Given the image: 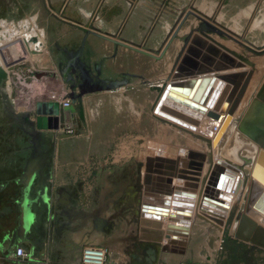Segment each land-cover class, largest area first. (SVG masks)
<instances>
[{
  "label": "crops",
  "instance_id": "crops-1",
  "mask_svg": "<svg viewBox=\"0 0 264 264\" xmlns=\"http://www.w3.org/2000/svg\"><path fill=\"white\" fill-rule=\"evenodd\" d=\"M96 1L94 0L95 3ZM92 2L93 0H79L80 14L86 19L91 13L85 11L84 7L90 8ZM176 2L177 6L192 5L199 15L231 31L235 28L236 32L242 35L243 43L252 42L247 35H264V0H177ZM129 3L136 7L133 13H129ZM107 4L110 9L119 4L122 11L113 12L112 14H116L111 16L112 20L106 22L112 27H124L126 22L140 24L142 27H162L164 22V0H108ZM161 8L163 10L160 12ZM99 15L96 12L94 24L98 21L96 24L103 30V27L107 26H102L99 20L102 21L105 18L101 19ZM167 18V21L174 22L173 16L169 15ZM159 23L161 25H158ZM196 25L193 29L200 25V21H197ZM191 26L188 25L189 28ZM127 27H129L128 23ZM209 36L219 43L213 34ZM51 37L52 43L57 45L52 60L54 59L53 61L58 65L59 61H66L78 53L84 36L80 40V35L66 30L57 34L53 33V35L51 33ZM90 37L86 40L88 50L86 53L91 56L92 60L89 65L93 69L94 41H90ZM208 43L212 41L209 40ZM263 44L264 42H261L259 46ZM182 46L183 43L178 46V55L183 49ZM196 48L199 57L198 59L194 57V59L199 62L204 56H213L208 51V46L205 48L196 46ZM168 58H166V63ZM175 61L176 58L169 64L170 66L168 65L169 71L173 68ZM50 63L53 66V63ZM62 81L57 75L54 79L49 76L41 82L53 90L52 94H54L59 93L55 90L66 89L67 85ZM100 99L107 103L106 98ZM82 100L84 112L81 115V109L77 108L75 114L84 132L74 142L86 146L88 149L86 151L68 154L61 152L65 144L64 140L60 141L58 138V143L55 144L50 131L35 132L36 118L34 116L24 120L27 129L24 133L28 140L22 138V143H20L18 135L13 136L12 133L19 129L18 125L12 127L10 138L6 136L4 140L0 139L2 147L6 145L16 148L10 151H0V264H80L85 247L106 248L108 250L106 264L203 262L214 256L215 244H218L220 255L223 258L222 264L228 260L232 246L241 247V251L249 253L252 259L251 264H264V250L235 239L238 226L236 217L244 207L241 205L234 216L231 228L227 226L229 219L225 221L224 227H219L201 219L198 212L195 217L191 215L188 218V224H186L189 229L186 236L175 240L173 235L167 238V226L174 224L184 227V225L173 223L170 221V216L161 219L162 227L159 229L153 225L150 227L141 224L144 186L147 181L150 180L155 190L154 193L158 194L173 190L177 183H182L184 188H190L186 186L187 182L176 178L173 179V184L168 182L171 179V169L172 171L182 169L180 167L174 169L175 167L165 164L164 168L161 166V169L155 167L150 170L151 168L146 167V162H142L143 166L140 167L126 166L132 158L137 160L138 164H142L140 160H146L142 152L133 154V157H115L114 160L118 161V166L94 168V165L96 166V163L94 164L96 156L94 153V115L96 113L95 117H99L100 114L94 110V92L93 95ZM240 106L238 113L245 108L242 104ZM16 109L18 110V107ZM17 114V111L14 112L15 118ZM235 115L238 114L235 113ZM87 122L90 123L87 124ZM86 124L92 129L90 130L91 137H83L87 131ZM40 135L43 137L38 141L37 138ZM46 139H52L55 148H58L49 160L42 153L32 151L35 145L43 149ZM157 140L165 139L158 135L155 138L156 143H158ZM168 143L170 144H161V149L155 146V152L150 156H155L156 159L159 158L158 160L170 161L182 159L183 155L187 154L186 146L179 145L182 153L174 154V157L170 156L169 147L173 146V143L171 144L170 141ZM128 154L132 155V153ZM119 155L125 156L124 153ZM163 163L158 165H163ZM248 175L251 176L250 180L248 185L241 190L239 199L243 204L250 182L256 180L258 187L256 186L253 190L252 197L250 186L248 196L253 201L252 205H255L251 206L253 212L259 217V219L252 218L259 225H263L264 214L255 207L262 205L261 210H264V157L263 159L255 157ZM197 193H202L201 187L197 189ZM233 206L234 204H231L232 208ZM228 227L231 233H227ZM180 239L184 242L180 243ZM210 242L213 243L212 247L209 245ZM18 248H23L29 254V258H18L16 256Z\"/></svg>",
  "mask_w": 264,
  "mask_h": 264
},
{
  "label": "rangeland",
  "instance_id": "rangeland-1",
  "mask_svg": "<svg viewBox=\"0 0 264 264\" xmlns=\"http://www.w3.org/2000/svg\"><path fill=\"white\" fill-rule=\"evenodd\" d=\"M176 1L177 0H164V22L162 23V27H142L140 24H132L130 22H126L124 27H112L107 25L106 22L110 19L112 20L111 16L116 14H112L113 12H122L120 10L121 7L118 6L119 4L110 9L107 4L108 0H97L96 3L93 0L90 8L84 7V10L91 13L90 18L93 21H95L96 12L100 14L99 17L101 19L102 17L105 18L102 19V21L105 20V22L98 19L99 22L102 23V26H107L103 27L102 30L105 33L117 35L120 39H123L132 45H141L148 47L151 50L161 51V49L165 48L164 46H166L173 35V33L170 34V32L173 29L174 32L177 30L186 14L194 12L199 15L192 5L186 4L185 6H177L175 5L177 3ZM128 7L130 10L129 13H133V11L136 10V7L131 5ZM184 7L185 11L179 16ZM79 8V0H0V69H4L8 73L9 78L0 84V139L4 140L6 136H9L10 138L12 127L18 125L19 129L12 133L13 136L18 135L20 143H22V138L28 140L24 133V130H27L25 128L24 118L30 116V114L36 111V105L38 103L49 102L54 91L49 87L47 88L44 82H41L49 76L54 79L58 75L60 80L64 81V84L67 85L66 89L55 91L71 98L73 104L75 92L71 91V82H69L71 77L62 75L59 63L61 61H59L57 65V62L55 63V61H53L54 59L52 60V57L54 56L53 52L57 50V45L52 43L51 33L53 35V33L57 34L58 32L68 30L70 33L80 35L81 40L84 33L62 21L65 20L77 24L85 22L87 19L84 15L80 14ZM162 10L163 9L161 8L160 12ZM169 15L173 16L174 22L167 21ZM199 16L202 17L201 15ZM187 21L188 22L184 25L181 31H184L188 25L191 26L192 23L197 22L195 21V17L191 15H189ZM208 21L214 23L213 20ZM96 23H98V21ZM96 23L94 24L95 27L102 28L98 27ZM127 23L129 24V27H127ZM215 24L223 31H226L223 26L217 23ZM158 25L161 24L159 23ZM232 32L238 34L235 28L232 29ZM226 33L229 34L228 31H226ZM229 35L236 38V36ZM238 35L242 37L241 34ZM90 36V41H94V65L97 64L99 66L101 74L100 78L107 81V87L105 89L94 90V110L101 115V108L99 106L100 104H103V106H105L106 115H103L105 117L100 120L99 124L96 123L99 117H95L96 113L94 115V153H96L94 160L96 166L94 165V168L118 166V161L114 160L115 157H133V154L142 152L146 157V160H140V162H146V167L148 169L151 168L150 170H153L155 167L161 169V166L164 168L166 166L165 164H168L169 167L170 165L175 167L174 169L179 167L183 169L181 163L180 165H175L170 163V161L163 159V165L159 166L158 164L162 163H160L161 159L158 160L159 158L156 159L155 156H150L154 154L155 146L156 148L161 149V144H170L168 141H170L171 144L173 143V146L169 147L170 156L172 157H174V154L182 153V149L178 147L179 145L186 146L185 149L189 148L186 140V136L189 135H179L176 129H169V131L163 132L161 129V126L163 125L160 124L159 121H156L152 115V108L156 103L157 98L156 87L162 85L166 76L169 75L168 65L178 57L177 51L179 50V41H177V38L170 46L169 51L166 53V57L163 60H156L147 55L135 52L133 49H127L121 46L115 49L112 43L93 35ZM213 36L219 43L232 50H236L255 65V74L249 83V85L252 84V88L248 89L249 86L247 87V90L251 91V98L245 104V108L243 109L244 113L245 109L253 100V95H256L262 86L264 80V56L258 58L250 53L245 47L238 43H234L231 39L221 37L217 34H213ZM33 38H37L38 42L34 43ZM247 38L252 40L256 47H261L259 44L264 42L263 34L260 36L251 34L247 35ZM239 40L242 42L241 39ZM252 42H250V44L246 42L244 43L252 47V45H254ZM177 43L178 46H176ZM82 46H84V48H81L83 49V56L86 58V61L91 62V56L86 53L88 50L86 43L83 45V40L81 47ZM262 46H264V44ZM166 58H168L167 63ZM50 62L53 63V66H51ZM6 63L12 64L13 66L8 68ZM246 70H251L250 66H248ZM113 82H120L123 84L120 85V87L113 89L110 88ZM247 90L243 94V98L236 108V114L239 111V107H241L240 105L242 104L243 106L248 98L247 95H249V92ZM89 95H93V93L87 94L85 97H88ZM100 98H106L107 103L103 102L104 100H101ZM17 107L18 110L16 109ZM75 108L76 110L77 108L81 109L78 102L75 105ZM16 111L18 114L15 118L14 112L16 113ZM237 116H239V114ZM26 119H28V117H26ZM220 122L221 120L210 121L205 116L200 124V126H202L197 128L198 130L197 132L195 131V134L211 140L212 137L215 136L217 130L221 127L222 123ZM89 123L87 122V124ZM216 126H219V128L216 129ZM90 130L92 129L87 126V131L84 133L83 137H91ZM50 134L54 137L55 144L58 143V138L60 141L64 140L65 144H63V148H61V152L63 153L68 154L71 152L88 150L84 145L75 144L76 142L74 141L76 138L79 139V137L66 138L51 131ZM158 135L162 136L165 140H157L158 143H156L154 138ZM192 139L196 140V137ZM237 140L239 141L240 146L235 143ZM250 143L251 141L240 133L238 128H235L227 135L221 146L217 148L214 156L216 158H222V156L227 153H231L232 155L231 151L237 149L235 147H239V152L242 156H249L252 154ZM15 149L14 146L9 147L3 145L2 147L0 142V151H10ZM57 150L58 148L56 147L54 153ZM163 150L165 151V148ZM190 151L192 150L190 149ZM120 153H124L125 156L119 155ZM128 153H132V155ZM188 153L187 155H183L182 159L188 158ZM258 154L259 152L254 155V158L257 157ZM138 163L137 160L132 158L126 166H143V163ZM239 166L240 174L242 176H247L249 167H245L243 164H239ZM170 172L176 173L177 171H172L171 169ZM211 182L212 180L207 183L208 186H210ZM240 205L241 200L236 199L227 226H232V221L234 220L235 214L239 211ZM229 227L227 228V233H231ZM214 252V256H211L210 260H208L213 264H218L219 261L223 260L220 255V250L218 249V244H215ZM80 264H82L81 261Z\"/></svg>",
  "mask_w": 264,
  "mask_h": 264
},
{
  "label": "water",
  "instance_id": "water-1",
  "mask_svg": "<svg viewBox=\"0 0 264 264\" xmlns=\"http://www.w3.org/2000/svg\"><path fill=\"white\" fill-rule=\"evenodd\" d=\"M189 15L194 16L196 19L200 20L201 23L183 39V49L179 53L173 69L171 70L173 73L170 77L171 81L169 80L170 82L166 88L165 84H163L161 91L163 88H165V91L163 92L155 111H160V114L163 112V114H166L167 118L177 120L182 126H187L191 129H194V127L199 125L200 120L205 116L209 119L220 120L221 115L224 117L227 112L223 126L212 141V144L215 146L219 142L225 129H227V125L232 121L236 108L242 100V96L255 74V65L236 51L234 52L226 46L215 42L209 34H217L233 41L237 39L234 42L245 47L249 52L254 53L256 56L263 55L264 51L261 53L255 51L252 47L241 42L237 35H233L228 31L229 34L236 36V38L230 36L226 33L227 30L225 28L226 31H223L217 27L215 23L205 20L194 12H190L183 17L182 23L173 33L166 46H164L165 48L155 55L147 51H140V49H136L120 40L107 36L94 29L92 26H84L83 23H71L60 19L84 33L83 45L86 43L87 38L90 35H93L107 42L113 43L116 48L121 46L127 49H133L136 52L143 53L144 55L153 58L162 59L170 49L173 41L178 37L179 32L187 22ZM193 33H196L197 35H194ZM209 40L212 41V43H208ZM33 42L37 43L38 39L33 38ZM196 46H200L201 48L208 46V51H210L213 56H204L199 62L196 60L199 57ZM157 55H159V57H157ZM194 57L196 59H194ZM247 65L250 66L251 70L227 73L233 72L236 69H246ZM6 66L11 68L13 65L6 63ZM7 78L8 73L1 68L0 84L4 80H7ZM71 80L73 81L74 78H71L69 82H71ZM79 81L82 82V79L80 78ZM122 84L123 83L120 82H113L110 88L116 89ZM74 87L75 86L72 88ZM80 87L81 85L79 88ZM93 92L94 89L90 91L79 90L78 93L75 92L74 102L72 106L67 109H61L57 102L38 103L36 105V111L30 114V116L36 118L35 132L40 133L46 130L52 132L58 130L62 112L68 110L75 112V105L77 102L81 106L82 115L84 112L82 108V99L87 94ZM255 96L256 97L251 102L248 110L239 120L238 130L263 150L264 81ZM30 116H28V119H30ZM201 159L203 160V156L200 152L189 151L188 158L184 159L181 163L183 169L176 173L170 172L171 179L168 181L170 184H173V179L176 178L179 179V181L187 182L186 186H189L190 188H184L182 183H177L173 190L158 194L154 193L155 190L152 188L150 180L147 181L144 186L145 192L140 218L141 224L148 226L152 223L161 228V219L170 216V221L173 223H182L184 227L169 224L166 229L167 238L169 239L170 235H173V239L175 240L178 238L177 235L186 236L189 226L181 218H187L189 211H193L196 204V196L199 195V202L197 205L199 212L198 216L212 224L214 223L216 226L224 227L225 221L230 217L227 218L230 209L224 204L226 198L221 192H238L242 184V177L238 174L240 171L230 165L221 164L218 167L217 172L214 173L210 186H208V184L205 185V182L202 181L201 172L203 170V163L197 162ZM195 164H197V166ZM255 185L258 187L257 182L253 181L251 191ZM199 187L202 189L201 194L197 193ZM252 202L253 201H251L248 196L243 210L236 217V224L238 226L235 233V239L264 250V220H262L263 225H259L257 221L252 218L253 210L251 206H255L252 205ZM255 208L264 213V210H261L262 205ZM171 211L172 213H170ZM180 243H182L181 239Z\"/></svg>",
  "mask_w": 264,
  "mask_h": 264
},
{
  "label": "bare ground",
  "instance_id": "bare-ground-1",
  "mask_svg": "<svg viewBox=\"0 0 264 264\" xmlns=\"http://www.w3.org/2000/svg\"><path fill=\"white\" fill-rule=\"evenodd\" d=\"M131 5V4H130ZM185 11V7L183 8V10L180 12V14H179V16L180 15H182L183 14V12ZM196 19V18H195ZM197 21H200V20H198V19H196ZM188 22V21H187ZM186 22V23H187ZM83 23V25L84 26H92V27H94V29H96V30H98V31H100V32H102L103 34H105V35H107V36H110V37H112V38H115L116 40H120L121 42H123V43H126V44H128V45H130V46H132V47H135L136 49H140V51H148V52H150V53H154V55L155 54H157V53H159L160 52V50H151V49H149L148 47H145V46H136L135 44L134 45H132L131 43H129V42H127V41H124L123 39H120V37H118L117 35H114V34H108V33H105L104 31H102V30H100V28H97V27H95L94 26V21L93 20H91V18L89 17L85 22H82ZM182 23V22H181ZM180 23V24H181ZM185 23V24H186ZM200 23H201V21H200ZM197 24V22H195V23H192V26L189 28V27H187L184 31H181L180 30V32H179V35H178V37H177V41H179V46H180V44L181 43H183V39L188 35V30L189 29H191L190 30V32L191 31H193L194 29V26H197L196 25ZM180 26V25H179ZM222 26V25H221ZM184 27V26H183ZM227 31H229L231 34H233V35H237V37L239 38V39H243L242 37H240L238 34H236V33H234V32H232L231 30H229L228 28H226V27H224ZM189 32V33H190ZM172 33H174V29L170 32V34H172ZM194 34V33H193ZM211 34H213V33H211ZM235 40H237V39H235ZM234 40V41H235ZM233 41V40H232ZM233 41V42H234ZM234 43H236V42H234ZM113 44V43H112ZM30 45V44H29ZM114 45V44H113ZM238 45V44H237ZM176 46H178V43L176 44ZM114 48L116 49V47H115V45H114ZM252 49H255V51H257V52H263L264 51V46H261V47H256L255 45H252ZM161 51H162V49H161ZM169 51V50H168ZM167 51V52H168ZM232 51H236V50H232ZM136 52V51H135ZM237 52V51H236ZM138 53H140V52H138ZM238 53V52H237ZM251 53V52H250ZM141 54H143V53H141ZM239 54V53H238ZM254 56H256L254 53H252ZM160 55V54H159ZM159 55H157V56H159ZM240 55H242V54H240ZM242 56H244V55H242ZM261 56H264V54L263 55H261ZM261 56H257L258 58H261ZM150 57V56H149ZM166 57V54H165V56L162 58V59H160V58H153V57H151V58H153V59H156V60H163L164 58ZM245 57V56H244ZM246 58V57H245ZM248 59V58H247ZM249 60V59H248ZM250 61V60H249ZM251 62V61H250ZM252 63V62H251ZM174 66V65H173ZM247 67H248V65H247ZM246 67V68H247ZM173 69V68H172ZM243 70H246V69H236V70H234L233 72H227V73H236V72H242ZM173 75V73H172V71H171V69H170V71H169V75H168V77L162 82V85L160 86V87H156L157 88V90H156V92H157V98H156V103L154 104V106H153V108H152V115H153V118L156 120V121H159V123L160 124H162L163 126H161V129H162V131L164 132V131H169V129H176L177 130V133L179 134V135H185V134H187V135H189V136H186V140H187V145L189 146V148H187L189 151H190V149L192 150V151H195V152H199L200 151V154H202V156H203V160L201 159V160H199V161H197V162H202L203 163V170H202V172H201V175H202V181L203 182H205V185L207 184V183H209V181L210 180H212V177L214 176V173L218 170V167L221 165V164H225V165H230V166H232V167H234V168H236V169H239V164H243V165H245V167H252L253 166V163H254V155L255 154H257L258 152H259V154L257 155V157L258 158H260V159H263V157H264V153L262 154V152L264 151V149L262 150L261 148H259L255 143H253L251 140V143H250V146H251V149H252V154H250L249 156H242L241 154H240V150H239V147H237V149H235L234 151L232 150L231 152H232V155H231V153H227L226 155H224V156H222V158H216L215 156H214V154L216 153V150H217V148H219L220 146H221V144L223 143V141H225V139H226V137H227V135L231 132V131H233V129H235V128H238V124H239V120L244 116V114L246 113V111L248 110V108H249V106H250V104L248 105V107L245 109V111H244V113H243V110L242 111H240V113H237V114H239V116H236L235 114L233 115V117H232V121L230 122V124L229 125H227V129H225V131L223 132V135L221 136V138H220V140H219V142L217 143V145H213L212 144V141H213V139L215 138V136L217 135V133H218V131L220 130V128L223 126V122H224V120H225V118H226V115H227V112H226V114L224 115V117H222V115H221V118H220V120H221V122L220 123H222V125H221V127L219 128V126H216V129H218L217 130V132H216V134H215V136L214 137H212V139L210 140V139H208V138H206V137H204V136H200V135H197V134H195V131L197 132V128L200 126V124H201V121L203 120V118H202V120H200V122H199V125H197L196 127H194V129H191V128H188L187 126H182L181 124H179L178 122H177V120H172V119H170V118H167V116H166V114H163V112L160 114V111H158V112H156L155 110H156V107H157V105L159 104V101H160V99H161V96L163 95V92L165 91V88H166V86L169 84V82L171 81L170 80V77ZM170 80V81H169ZM163 84H165V88H163V90L161 91V88L163 87ZM255 85V84H254ZM250 88H252V84H250L249 85V87H248V89H250ZM248 91V90H247ZM249 93V95H248V99L247 100H249L250 99V93H251V91H248ZM256 96H255V94L253 95V99L255 98ZM245 98V97H244ZM253 101V100H252ZM251 101V102H252ZM246 104V103H245ZM245 104H244V106H245ZM239 109H241V108H239ZM222 118H223V121H222ZM209 119V118H208ZM210 121L212 120V121H220V120H216V119H209ZM161 121V122H160ZM202 126V125H201ZM200 126V127H201ZM160 127V126H159ZM200 129V128H199ZM159 130V129H158ZM239 131V130H238ZM240 132V131H239ZM241 133V132H240ZM196 137V140H193L192 138H195ZM246 137V136H245ZM247 138V137H246ZM155 139V138H154ZM248 139V138H247ZM249 140V139H248ZM238 141V140H237ZM237 141H235V143H237ZM209 142V143H208ZM238 143H239V141H238ZM205 145H206V147H205ZM228 145V144H227ZM187 146V147H188ZM240 146V145H239ZM187 150V153L189 152ZM256 150H257V153H256ZM225 151V150H224ZM229 151V150H228ZM234 153V154H233ZM187 155V154H186ZM184 159H179V160H170V163H172V164H175V165H180V163H182V161H183ZM160 162H163L162 160H160ZM196 166H197V164H195ZM239 171H240V169H239ZM238 174H240V172H238ZM241 175V174H240ZM241 179H242V184H241V186H240V189L238 190V192H234V191H232V192H226V191H224V192H221L222 193V195L226 198L225 200V202H224V204H226V206H228L229 207V211H228V216H227V218L229 217V215L231 214V211H232V207H231V204H234V202H236V199H239V196H240V193H241V190L242 189H244L247 185H248V182H249V180H250V175H247V176H242L241 175ZM253 181H256V180H252L251 182H250V184H249V188L247 189V194H246V196H245V200H244V203L243 204H241V206H245V204H246V201H247V197H248V194H249V189H250V186L252 185V183H253ZM256 187V185L255 186H253V188H252V191H251V196L253 197V190L254 189H256L255 188ZM195 201H196V204H195V206H194V208H193V211H189V214H188V217L186 218V217H183V218H181L182 220H185L186 221V223H187V221H188V218L191 216V215H193L194 217L196 216V213L198 212V202H199V195H197L196 196V199H195ZM253 215V217H255L256 219H259V217L257 216V214H255L254 212L252 213ZM264 214V213H263ZM188 224V223H187ZM155 227V228H157V229H159L160 227H157L156 225H154V224H152V223H150L148 226H150V227H153V226ZM162 227V226H161ZM187 234V233H186ZM178 237H183V236H185V235H177ZM182 240V243L184 242V240L183 239H181ZM212 244L213 243H211L210 242V247H212Z\"/></svg>",
  "mask_w": 264,
  "mask_h": 264
},
{
  "label": "flooded vegetation",
  "instance_id": "flooded-vegetation-1",
  "mask_svg": "<svg viewBox=\"0 0 264 264\" xmlns=\"http://www.w3.org/2000/svg\"><path fill=\"white\" fill-rule=\"evenodd\" d=\"M81 48H84V46H82ZM82 50L83 49H80L78 53H76L73 57L68 58L66 61L62 60L60 62V69L62 75H67L70 76L71 78H74L73 81L71 80V91L78 93L79 90L90 91L92 89L94 90L105 89L107 87L106 84L107 81H104L102 78H100L101 74H100L99 66L95 64L93 65V69H92L91 66L89 65V62L86 61V58L83 56ZM92 70H94L93 71L94 73H92ZM80 78L82 79V82L79 81ZM80 85L81 87L79 88ZM73 86L75 87L72 88ZM99 107L101 108V115L96 121L97 124H99L100 120L106 116L105 108H104L105 106H103V104H100ZM25 119L26 117L24 118V120ZM42 137L43 136L40 135L37 138L38 141L40 140V138L42 139ZM236 144L239 145L238 142ZM54 150H55V146L52 139H46L43 149H40L38 145H35L32 151L42 153V155L49 160V157L54 155Z\"/></svg>",
  "mask_w": 264,
  "mask_h": 264
},
{
  "label": "built area",
  "instance_id": "built-area-1",
  "mask_svg": "<svg viewBox=\"0 0 264 264\" xmlns=\"http://www.w3.org/2000/svg\"><path fill=\"white\" fill-rule=\"evenodd\" d=\"M49 102L58 103L61 109H67L72 106L71 98L60 93L51 95ZM58 130L52 131L58 133L60 136L66 138H76L83 134L82 128L79 124V119L75 112L63 111L62 117L59 122ZM16 256L21 259H28L29 254L23 249L16 250ZM108 257V250L103 247H86L82 251L81 263L82 264H106ZM181 264H213L209 260L203 262H183ZM215 264V263H214Z\"/></svg>",
  "mask_w": 264,
  "mask_h": 264
},
{
  "label": "trees",
  "instance_id": "trees-1",
  "mask_svg": "<svg viewBox=\"0 0 264 264\" xmlns=\"http://www.w3.org/2000/svg\"><path fill=\"white\" fill-rule=\"evenodd\" d=\"M235 249V250H234ZM231 254L228 256V260H226L225 264H251L252 259L249 257V253L241 251V247H231ZM230 260V261H229ZM223 262L219 261L218 264H222Z\"/></svg>",
  "mask_w": 264,
  "mask_h": 264
}]
</instances>
